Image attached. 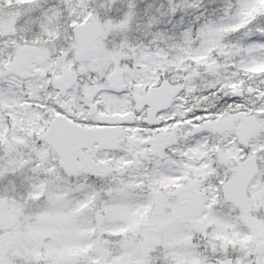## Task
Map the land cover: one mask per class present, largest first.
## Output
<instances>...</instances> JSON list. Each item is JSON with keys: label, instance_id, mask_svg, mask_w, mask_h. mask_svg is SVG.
<instances>
[{"label": "snow or ice", "instance_id": "obj_1", "mask_svg": "<svg viewBox=\"0 0 264 264\" xmlns=\"http://www.w3.org/2000/svg\"><path fill=\"white\" fill-rule=\"evenodd\" d=\"M0 264H264V0H0Z\"/></svg>", "mask_w": 264, "mask_h": 264}]
</instances>
